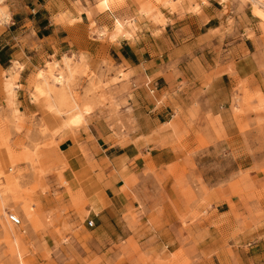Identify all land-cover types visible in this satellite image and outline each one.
<instances>
[{
    "label": "rangeland",
    "instance_id": "374dc122",
    "mask_svg": "<svg viewBox=\"0 0 264 264\" xmlns=\"http://www.w3.org/2000/svg\"><path fill=\"white\" fill-rule=\"evenodd\" d=\"M206 1L95 0L100 13L117 12L102 32L89 17L96 37L111 29L134 41L132 50L121 44V52L144 65L137 74L118 67L116 53L104 47H93L94 68L83 53L63 46L40 64L33 61L22 88L28 111L20 114L10 102L0 109V264H264V0L260 7L215 0L202 13ZM0 2V23H9ZM38 43L30 41L34 49ZM150 60L160 67L151 68ZM234 62L255 79L234 75ZM223 72L233 75L234 87ZM190 102L227 114V127L207 116L209 129L197 122L192 131L184 115ZM76 115L82 118L73 127ZM66 131L87 161L92 156L77 142L78 131L104 147L137 133L154 135L153 154L161 158L157 167L144 166L145 203L153 207L145 229L148 239L166 232L159 252L154 242L127 243L111 245L105 257L88 245L91 238L78 230L96 225L87 226L88 200L81 189L73 191L66 155L58 150ZM221 204L219 211L228 213L218 220L212 210ZM161 214L173 218L158 220ZM7 215L19 218L18 228L6 227ZM200 224L207 229L204 245L185 235ZM90 245L96 255H82Z\"/></svg>",
    "mask_w": 264,
    "mask_h": 264
},
{
    "label": "crops",
    "instance_id": "0c3cea01",
    "mask_svg": "<svg viewBox=\"0 0 264 264\" xmlns=\"http://www.w3.org/2000/svg\"><path fill=\"white\" fill-rule=\"evenodd\" d=\"M211 1L215 0H207L206 6L201 7L202 13L208 10ZM124 3L129 4V0H124ZM4 5L8 8L10 17H8L9 23L7 21L6 25L0 23V52L7 49L9 54H7L8 56L0 55L5 63V67L0 64V109H5L6 103L10 102L20 114L28 111L26 93L22 88L26 85L30 69L35 66L33 61L40 64L44 55L54 56L63 47L64 51H73L76 55L83 53L85 62L91 68L97 65L96 60L98 59L93 54L95 51L93 47L112 49L118 57V67H124V65L129 67L126 73L137 74L139 68L144 66L141 61L135 63L122 55L121 44L132 50L136 44L134 41L131 42L130 39L123 36L115 37L113 31L105 26L107 34L100 38L96 37V33L90 26V18L102 32L104 21L108 20L109 16L115 17L114 14L117 12L100 13L96 10L95 0H29L27 6L25 0H3L2 6L5 9ZM79 8L82 11H78ZM25 12H28L29 18L26 17ZM11 32L15 33L11 38H3ZM134 34L137 36L136 31ZM35 38L39 43L34 49L30 41ZM152 61L148 62L151 68L160 67L154 66ZM239 64V62H234L232 66L234 75L239 79L250 80V77L255 79L254 72L244 74L243 70L241 71L239 68ZM19 65L23 68L21 69ZM221 76H230L233 79L231 84L234 87L233 75L223 72ZM194 85L196 86V84ZM196 90L203 91L202 88H196ZM208 92L209 89H206L204 94L207 95ZM262 94L264 96V92ZM199 100L201 101V99ZM184 115L190 121L192 131L196 130L195 123L197 122L202 124V129H209L203 127L208 123L207 116L218 118L221 127H227L225 124L227 114L217 111L216 107L209 105L208 102L207 104L197 102L196 105L190 102ZM215 122L217 123L216 120ZM63 136L64 140L59 143L58 150L66 155L69 183L74 186L72 187L73 191L82 190L89 204L85 211L96 225L91 230L84 226L78 230L81 235L87 234L91 238L87 241L88 245L94 244V247L100 249V254L105 257H111L109 252L112 250L111 245L127 243L154 242L158 249L156 252H159L160 245L163 244L160 237L166 232L159 235L154 234L153 238L148 239L151 237V232L149 228L147 231L145 229L148 219L153 216V207L149 203H145L144 166L150 162L157 167L161 158V154L155 156L153 154L154 144L151 142L155 139L154 135L137 133L135 136H129L128 142L123 145L113 143L108 145L107 141L104 147L99 142L96 144L87 143V135L84 131H78L77 142L89 149L92 156L91 161L86 160L78 146L74 144L75 139L69 135V132H63ZM76 176L79 180L75 179ZM80 180H83L82 186H79ZM97 188H100L98 194L96 193ZM223 205H218L215 210H212L218 215L216 218L218 220L228 213L219 211ZM172 218L169 214L157 216V219L161 221ZM230 226H232V222L226 223L223 228L227 229ZM185 231L187 232L185 235L193 239L197 245L205 244L207 229L203 230L202 224L189 226ZM168 232L171 231L168 229ZM173 234L176 235V232L167 234V236ZM50 240V238L44 239L46 246ZM173 242L176 243V241ZM91 245L88 246L89 252L81 250V254L96 255L97 252L94 247L91 248ZM168 253L171 254L169 251ZM165 256L166 253L161 252V257Z\"/></svg>",
    "mask_w": 264,
    "mask_h": 264
},
{
    "label": "bare ground",
    "instance_id": "6f19581e",
    "mask_svg": "<svg viewBox=\"0 0 264 264\" xmlns=\"http://www.w3.org/2000/svg\"><path fill=\"white\" fill-rule=\"evenodd\" d=\"M0 1H2V0H0ZM254 5H257V6H259L260 7V1H258V0H250ZM121 25V24H120ZM119 25V26H120ZM67 67H68V65H67ZM58 78V77H57ZM57 78H55V79H57ZM81 118H82V115H76V116H74L72 119H70L69 120V124L71 125V126H78L79 124H80V122H81ZM4 214V213H3ZM5 215V214H4ZM10 216H13L14 218H16L18 221H19V224H17L16 226H18V225H20V220H19V218L18 217H16L15 215H7V216H5L4 217V221H5V225H6V227L8 228V229H16V228H18V227H13L15 224H13L11 221H10Z\"/></svg>",
    "mask_w": 264,
    "mask_h": 264
},
{
    "label": "built area",
    "instance_id": "2783aa9c",
    "mask_svg": "<svg viewBox=\"0 0 264 264\" xmlns=\"http://www.w3.org/2000/svg\"><path fill=\"white\" fill-rule=\"evenodd\" d=\"M10 221H11L13 224H15V225L19 224V221H18L16 218H14L13 216H10ZM87 226H88L89 228L94 227V222H93L92 220L88 221V222H87Z\"/></svg>",
    "mask_w": 264,
    "mask_h": 264
},
{
    "label": "trees",
    "instance_id": "16d2710c",
    "mask_svg": "<svg viewBox=\"0 0 264 264\" xmlns=\"http://www.w3.org/2000/svg\"><path fill=\"white\" fill-rule=\"evenodd\" d=\"M2 54L8 56L7 54H9V51H8L7 49H4V50H2V51L0 52V55H2ZM6 59H7V57H6ZM0 64H1L3 67H5V63H4V61H3L2 58H0Z\"/></svg>",
    "mask_w": 264,
    "mask_h": 264
}]
</instances>
